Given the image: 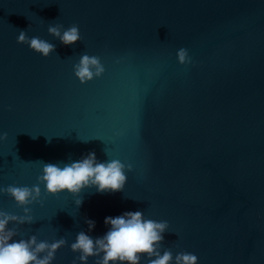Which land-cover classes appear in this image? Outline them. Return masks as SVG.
Listing matches in <instances>:
<instances>
[{
    "label": "water",
    "instance_id": "obj_1",
    "mask_svg": "<svg viewBox=\"0 0 264 264\" xmlns=\"http://www.w3.org/2000/svg\"><path fill=\"white\" fill-rule=\"evenodd\" d=\"M49 24H77L81 40L66 46ZM21 30L55 52L18 43ZM84 52L106 71L81 84ZM88 151L132 166L123 191L85 189L77 208L41 185L34 221L12 225L64 237L53 264H72L86 217L96 236L105 216L136 209L167 220L162 247L198 264H264V0H0V187ZM0 208L23 214L3 193Z\"/></svg>",
    "mask_w": 264,
    "mask_h": 264
},
{
    "label": "clouds",
    "instance_id": "obj_2",
    "mask_svg": "<svg viewBox=\"0 0 264 264\" xmlns=\"http://www.w3.org/2000/svg\"><path fill=\"white\" fill-rule=\"evenodd\" d=\"M47 31L66 46L81 40L77 24L68 27L49 24ZM17 42L27 44L44 58L52 55L56 48L49 40L29 36L24 30L19 31ZM176 55L181 64L191 63L187 49L179 48ZM105 71L100 57L86 52L73 64L74 75L81 84L101 77ZM131 170L130 164L118 158L100 160L95 151H88L78 159L43 162L37 183L31 186L0 187V193L10 196L23 210L22 215H17L0 208V264H53L58 250L68 243L64 237L49 241L32 234L24 238L12 227L34 221L30 206L43 203L41 185L43 192L50 196L65 191L71 194L78 208L83 203L80 193L85 189L101 193L123 191L128 179L126 173ZM85 222L87 231H78L70 244L72 252L77 254L72 264H88L90 258L95 264H198L193 252H173L172 248L162 247L164 233L170 230L169 222L145 216L143 210H125L115 216H105L106 231L102 235H92L96 226L94 219L86 217Z\"/></svg>",
    "mask_w": 264,
    "mask_h": 264
}]
</instances>
